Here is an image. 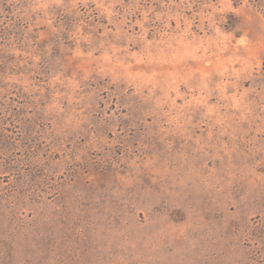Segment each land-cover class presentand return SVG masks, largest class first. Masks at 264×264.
Returning a JSON list of instances; mask_svg holds the SVG:
<instances>
[{
    "label": "rangeland",
    "instance_id": "1",
    "mask_svg": "<svg viewBox=\"0 0 264 264\" xmlns=\"http://www.w3.org/2000/svg\"><path fill=\"white\" fill-rule=\"evenodd\" d=\"M0 264H264V0H0Z\"/></svg>",
    "mask_w": 264,
    "mask_h": 264
}]
</instances>
